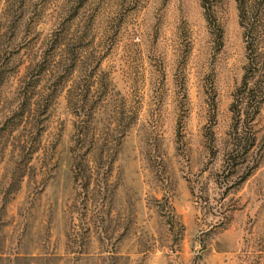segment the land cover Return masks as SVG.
<instances>
[{
  "label": "rangeland",
  "instance_id": "374dc122",
  "mask_svg": "<svg viewBox=\"0 0 264 264\" xmlns=\"http://www.w3.org/2000/svg\"><path fill=\"white\" fill-rule=\"evenodd\" d=\"M0 264H264V0H0Z\"/></svg>",
  "mask_w": 264,
  "mask_h": 264
}]
</instances>
